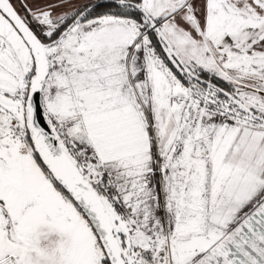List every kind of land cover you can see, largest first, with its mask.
<instances>
[{
    "label": "snow or ice",
    "instance_id": "6c2138e0",
    "mask_svg": "<svg viewBox=\"0 0 264 264\" xmlns=\"http://www.w3.org/2000/svg\"><path fill=\"white\" fill-rule=\"evenodd\" d=\"M0 264H264V0H0Z\"/></svg>",
    "mask_w": 264,
    "mask_h": 264
}]
</instances>
